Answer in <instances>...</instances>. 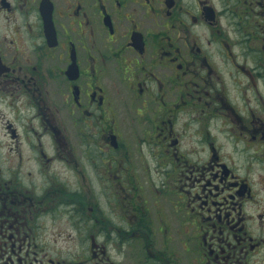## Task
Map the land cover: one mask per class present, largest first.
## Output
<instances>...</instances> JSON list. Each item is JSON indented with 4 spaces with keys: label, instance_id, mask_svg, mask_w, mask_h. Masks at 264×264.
<instances>
[{
    "label": "flooded vegetation",
    "instance_id": "flooded-vegetation-1",
    "mask_svg": "<svg viewBox=\"0 0 264 264\" xmlns=\"http://www.w3.org/2000/svg\"><path fill=\"white\" fill-rule=\"evenodd\" d=\"M0 147V264H264V0H0Z\"/></svg>",
    "mask_w": 264,
    "mask_h": 264
},
{
    "label": "rangeland",
    "instance_id": "rangeland-1",
    "mask_svg": "<svg viewBox=\"0 0 264 264\" xmlns=\"http://www.w3.org/2000/svg\"><path fill=\"white\" fill-rule=\"evenodd\" d=\"M0 150L2 152L4 151V150L1 149V147H0ZM145 161L148 162V163H150L151 165L155 166V169H152L150 171L146 170L144 173H142V176L145 179V173H148L150 184H148L147 186L150 185L151 188L157 189V191H155L154 194H155L157 200L162 203L164 213H166L169 216V222L171 223L176 218L170 212L169 201L171 199H174V200L177 199V196L176 197L173 196V195L170 196L171 193H169V176H168L169 175V165H168V168L165 169V172H167V174H168L165 177V176H162L161 170H160V167L159 166H157L155 163H153V162H151L149 160H145ZM237 161L239 163V164H237V166L239 168L236 166L238 168V172H239L240 175L244 176L245 175V170H244V167H243L244 166V159H243V157L240 156L237 159ZM137 165H138L137 167L140 166V164H137ZM259 175H261L263 177V179H264V171L263 170H257L256 173L254 175H252L251 177L253 179L252 181L254 183V187L260 189V185L257 183V180H259L258 179ZM144 179L142 181H144ZM145 189H147V187H145ZM151 196L153 197V194L148 196V200H150V203L153 204V202H151V200H152V197ZM262 197L264 199V191L259 190L258 198H262ZM159 238L160 237H158V239ZM69 246H70V248L71 247H74V245H72V244H70ZM174 247H175L174 248L175 249L174 250L175 255H178L180 257L184 256V253L182 252L181 248L178 245L177 246H174ZM73 251H74V249H73ZM113 256H114V258H119L117 254H114Z\"/></svg>",
    "mask_w": 264,
    "mask_h": 264
}]
</instances>
